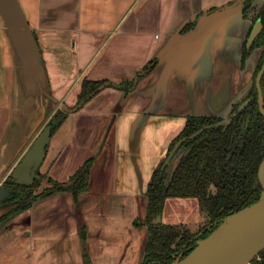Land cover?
<instances>
[{
	"label": "crops",
	"instance_id": "crops-1",
	"mask_svg": "<svg viewBox=\"0 0 264 264\" xmlns=\"http://www.w3.org/2000/svg\"><path fill=\"white\" fill-rule=\"evenodd\" d=\"M248 27L240 0H0V181L45 119L47 97L65 117L40 173L65 183L92 159L73 213L58 202L71 190H60L4 220L0 264H139L148 228L133 222L142 212L126 168L142 195L151 153L165 152L186 116L228 115L245 86ZM84 78L108 85L77 104ZM149 138L159 142L146 154ZM166 204L163 222L191 228L190 212L169 221Z\"/></svg>",
	"mask_w": 264,
	"mask_h": 264
},
{
	"label": "trees",
	"instance_id": "trees-1",
	"mask_svg": "<svg viewBox=\"0 0 264 264\" xmlns=\"http://www.w3.org/2000/svg\"><path fill=\"white\" fill-rule=\"evenodd\" d=\"M240 1L243 5L242 14H245L253 0ZM257 17L262 20V29L253 45L261 46L262 54L256 70L264 60V2L258 8L254 19ZM195 22L196 20H192L188 23L184 31L194 26ZM247 53L245 46L242 47L240 65ZM153 66V62L149 63L143 71L148 72ZM106 85L108 81L105 79L84 78L76 103L85 102ZM132 85L133 82L120 83L124 89ZM261 88L264 101V73L261 77ZM257 98V88L253 84L247 92L246 103L242 107H239V103L233 104L227 119L214 115L186 116L182 128L168 145L169 151L183 138L179 146V150H182L179 159L172 165L170 172L167 167L161 168V160L153 168L146 184L144 193L147 203L141 220L147 225L148 237L144 256L139 264H171L178 256L181 258L189 253L196 245V240L206 236L226 215L260 197L262 186L258 179V167L264 157V114L259 109ZM51 109L53 113L46 125H51L52 133L61 124L65 112L59 107ZM199 129L202 130L190 137ZM91 161L92 159H87L84 165L72 174L71 179L74 182L71 186L65 187L63 182L46 177L50 183L49 187L37 192L34 191L36 183L27 185L15 182L10 175L14 167L9 169L0 186L6 185L9 188L10 195L7 200L16 197L19 198V204L0 216V222L27 208L33 201L56 191L70 188L77 194L88 190ZM169 197L196 198L200 209L209 217L208 224L198 232H192L182 223L162 220L153 223L156 216L162 215L166 199ZM134 224L140 226L143 223L140 224L137 219ZM86 264L90 263L86 261ZM251 264H264V249L252 258Z\"/></svg>",
	"mask_w": 264,
	"mask_h": 264
},
{
	"label": "water",
	"instance_id": "water-1",
	"mask_svg": "<svg viewBox=\"0 0 264 264\" xmlns=\"http://www.w3.org/2000/svg\"><path fill=\"white\" fill-rule=\"evenodd\" d=\"M241 2V1H240ZM261 21L257 19L247 38L249 46L261 28ZM241 57V55H240ZM264 71V62L256 75L257 101L260 111L264 114V101L260 79ZM65 107V105H63ZM230 120V118L228 119ZM202 129L192 133L193 137ZM51 125H46L36 136L34 141L22 155L12 169L10 175L15 182L32 184L40 178L37 173L46 155V146L50 140ZM183 138L179 139L165 156L161 168H164L175 155ZM258 179L262 190L260 197L253 203L238 209L218 223L206 236L196 240V245L185 256H178L171 264H238L245 258L258 254L264 249V157L258 167ZM74 180L64 183L69 186ZM10 192L5 186H0V200ZM161 215L153 219L159 223ZM148 237V235H147ZM147 239V238H146ZM146 242V240H145ZM145 246V243H144ZM144 256V251H143Z\"/></svg>",
	"mask_w": 264,
	"mask_h": 264
},
{
	"label": "rangeland",
	"instance_id": "rangeland-1",
	"mask_svg": "<svg viewBox=\"0 0 264 264\" xmlns=\"http://www.w3.org/2000/svg\"><path fill=\"white\" fill-rule=\"evenodd\" d=\"M260 53H261V48H256L252 53H250V55L247 58L246 67L244 68V70L241 71V73L239 75V81L242 82V85L245 84L244 90L242 91L243 93L240 95V97L236 101H234L235 104L238 103L242 98L246 97L248 90L253 85V80H254V76L253 75H254V72H255V68L257 67V63L259 62V54ZM49 74H50V81H51V83H53V80L51 79L52 75H51V73H49ZM47 100L49 102L48 105H46V106H48V110H49L48 111V115L46 114L47 116L44 117L45 119L40 123L38 129L35 132V135H33V137H31L28 145L29 144L31 145V143L34 141V139L36 138V136L42 131V129L46 126V123L51 118V115L53 113V110H51V107H52L51 106V101L48 99V97H47ZM56 105H57V103H56ZM53 108H56V106L53 107ZM173 128H175V126H173L172 128H168V133L170 131L172 132ZM157 142H159V140L157 141V139H155V138H149L146 141V144L148 145V147L145 146L146 147V150H148V151H146L145 153L148 154L149 152H151V151H149V149H151V146H155L157 144ZM168 152H169L168 151V148H166L165 152H163V153L162 152L159 153V154L156 153V152H153L155 154L151 153L152 154L151 155V158H149V160L147 161L148 165L150 166L152 164L153 165V168H154L161 160L162 161L164 160V157H165V155ZM145 153L143 152V156H145L144 155ZM181 153H182V150H178V152L174 155V157L172 158V160L169 163V165H174L175 164L174 161H176V159L177 160L179 159ZM14 164H15V162H14ZM83 165H84V163H83ZM41 167H42V163L40 164V167L39 168L41 169ZM126 169H127V173L126 174H129L130 177L133 176V178H132V184L131 185L130 184H126V185L127 186H131L133 188V191L134 192H137V194L135 195V198L137 199V202H138V204L140 206V209H141L142 214H144L145 209H146L147 196H146L145 193H143L141 195V193H140L141 190L139 189L140 185H139L138 180L136 181L135 178H134V173H133L132 166H131V163L130 162H129V168H126ZM144 171L146 172V170H144ZM121 172H123V170ZM145 172H144V175L146 174ZM150 172H152V170ZM39 173H40V171H39ZM150 175H151V173L149 175L147 174V177H146L147 179L146 180H149L150 179ZM4 180H5V178L2 179L1 181L3 182ZM72 180L73 179L70 178L65 183H67L69 181H72ZM1 181H0V183H1ZM35 183H36V186L34 188V191H36V192L37 191H41L45 187H49V184H50L47 181L46 176L42 177V175H41V178L40 179H36V181L34 182V184ZM71 185L72 184H70L69 186H71ZM69 186H66V187H69ZM123 186H125V185H123ZM67 190H71V189L69 188ZM91 192H92V190H91ZM144 192H145V188H144ZM72 193L73 192L71 190L69 192L70 199H68V198H65V199L59 198L58 199V202H60L62 204V206L65 209V211H68L69 210L68 213H67V215H70V213H73V212H70V211H73L79 205L80 198H78V200H76L74 198V195ZM60 195H64V193H61ZM183 199H193V201H196V203H198L197 200L195 198H193V197H170L169 199L166 200V202H167V204H166L167 220H169V221H176V222H180L179 220H181V221L184 222L185 219H186V218H184V216H186V214H188L190 212V215L191 216L189 218L192 221V223H190L191 228L189 226H187L186 224L185 225L187 227H189L192 232H198L200 229H202L205 225L208 224L209 217L205 213V211H203L202 209L200 210V207L198 206V204L196 205V208H195L194 207L195 205L192 202V200H188V202H187V200H183ZM71 200H72V202H71ZM179 200H181V201L183 200L184 202L189 203V206L187 204H183V203H182V205H177V203H178ZM12 203H14V202H12ZM12 203H10L8 205L1 206L0 207V212H3V211L5 212V211L9 210L14 205ZM142 214H140V216L135 217L134 220L136 221L137 219H139L140 224L143 223L140 226L143 227L145 224L143 222L144 220H141ZM181 214H183V215H181ZM7 218H12V217L9 216ZM7 218L5 220H7ZM7 221H9V220H7ZM7 221H4V222L2 221L0 223V229L3 228L7 224ZM79 227H80V231H81L80 233L83 235V232L85 231V228L82 226V224ZM80 237H82V236H80ZM5 239H8V238L5 237ZM256 255L250 256L251 258L248 259V263L247 264H251L252 258H254Z\"/></svg>",
	"mask_w": 264,
	"mask_h": 264
},
{
	"label": "flooded vegetation",
	"instance_id": "flooded-vegetation-1",
	"mask_svg": "<svg viewBox=\"0 0 264 264\" xmlns=\"http://www.w3.org/2000/svg\"><path fill=\"white\" fill-rule=\"evenodd\" d=\"M263 2H264V0H253L252 1V3H251V5H250V7H248V9H247V11H245L246 13L244 14L243 13V16L246 18V19H248L249 20V27H248V30H247V33H246V36H245V42L243 43V48H244V46H245V48L248 50V53H247V56H246V58H245V60H244V62L243 63H241V67L242 68H244V67H246V64H247V58H248V56L250 55V53H252L256 48H261V53L259 54V59H260V56H261V54H262V47L261 46H254L253 44H254V41H255V38L257 37V35L259 34V32L261 31V29H262V25H261V28H260V30H259V32L256 34V36H255V38L253 39V41L251 42V44L248 46L247 45V38H248V36L250 35V32H251V30H252V28H253V25L255 24V22L257 21V19H259L260 21H261V24H262V20H261V18L260 17H257L256 19H254V17H255V15L257 14V11H258V8L261 6V4H263ZM242 3V2H241ZM242 9H243V5H242ZM244 12V11H243ZM260 50V49H259ZM263 62H264V60H263ZM263 62L261 63V65H260V67H259V69L258 70H256V68H255V72H254V80H253V84L256 86V84H255V78H256V75H257V73L259 72V70L261 69V67H262V64H263ZM257 65H258V63H257ZM263 73H264V71H263ZM263 73H262V75H263ZM262 77V76H261ZM260 84H261V79H260ZM253 86V85H252ZM257 88V87H256ZM249 91V90H248ZM246 101H247V99H246V97H244V98H242L238 103H239V107H242L245 103H246ZM233 104H235V103H233ZM232 109V108H231ZM231 111V110H230ZM230 113V112H229ZM229 113H228V115H229ZM228 115L227 116H225V117H222V118H224V119H227V117H228ZM220 117V116H219ZM180 146V145H179ZM178 150H179V147H178V149L176 150V152H175V154L178 152ZM170 151V150H169ZM167 155V154H166ZM165 155V156H166ZM174 157V156H173ZM165 158V157H164ZM172 160V159H171ZM171 160L169 161V163L171 162ZM163 162V161H162ZM165 167H167V171L168 172H170L171 171V169H169L170 167H171V165H169V164H167L166 166H164V168ZM37 173H39V169H38V171H37ZM39 175H40V178H41V174L39 173ZM40 178H38V179H40ZM36 179V178H35ZM35 181V180H34ZM34 181H33V183H34ZM74 182V181H73ZM4 184V183H3ZM73 184V183H72ZM2 186H5L7 189H9L6 185H2ZM10 195V192L3 198V199H1L0 200V207L1 206H3V205H8V204H10V203H12V202H14V203H12V204H14L10 209H12V208H14L17 204H19V198H13V199H9V200H7L6 198L8 197ZM16 202V203H15ZM32 204V203H31ZM30 204V205H31ZM29 205V206H30ZM9 209V210H10ZM9 210H7V211H9ZM7 211H5V212H3V213H1L0 214V216H3ZM6 219V218H5ZM4 219V220H5ZM4 220H2V221H4ZM1 221V222H2ZM0 222V223H1Z\"/></svg>",
	"mask_w": 264,
	"mask_h": 264
},
{
	"label": "bare ground",
	"instance_id": "bare-ground-1",
	"mask_svg": "<svg viewBox=\"0 0 264 264\" xmlns=\"http://www.w3.org/2000/svg\"><path fill=\"white\" fill-rule=\"evenodd\" d=\"M248 263V258L243 259L240 261L238 264H247Z\"/></svg>",
	"mask_w": 264,
	"mask_h": 264
}]
</instances>
